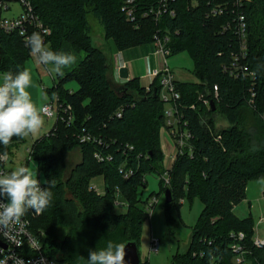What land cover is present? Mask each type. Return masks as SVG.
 <instances>
[{"label":"trees","instance_id":"trees-1","mask_svg":"<svg viewBox=\"0 0 264 264\" xmlns=\"http://www.w3.org/2000/svg\"><path fill=\"white\" fill-rule=\"evenodd\" d=\"M29 1L48 30L46 35L40 33L53 51H62L65 44H70L85 53L83 60L48 89L60 103L72 107L74 121L69 124L60 118L53 130L31 147V160L38 163L46 180L55 182L51 204L39 215L31 210L25 214L44 252L65 264H87L89 251L103 249L109 241H136L140 246L147 213L140 207L139 188L145 186L149 173L161 177L168 172L167 190L173 198L166 203L168 212L180 200L199 198L203 205L187 252L177 253L171 264H237L236 243L243 246L244 258L250 264H264V247L254 244L253 219L234 213L235 206L245 200L247 183L264 178V146L252 150L244 126V114L249 110L259 122L252 128L259 129L258 138H264V0H249L241 9L250 28L247 62L257 75L254 87L249 78H235L226 69L234 62L239 42L233 30H225V26L234 24L239 9L230 7L222 16H208L212 7L224 8L233 0H199L195 8L190 0H176V16L165 15L158 22L145 14L159 0H135L134 21L126 15L123 0ZM90 14L100 21L106 39L112 40L119 51L154 44L161 30L171 38L172 55L184 50L191 54L193 74L199 81H177V88L182 96L181 117L188 122L192 137L170 170L163 168L160 130L166 119L159 80L150 90L137 77L116 83L111 60L93 44ZM29 31L30 35L34 32ZM24 38L19 32L0 31V76L23 70L32 57ZM67 81L77 82L78 90L66 89ZM215 86L218 100L213 99ZM251 88L256 93V108L249 104ZM201 95L214 100V110L199 101ZM215 116H222L227 125L219 126ZM87 134L97 142H82ZM24 139L13 137L7 148L1 145L3 151L11 153L13 145ZM77 148L82 160L66 177V154ZM96 152L111 160H98ZM122 167L131 171L128 178L121 173ZM98 177L105 180L104 194L92 186V180ZM118 199L126 203L127 212H118ZM60 229L67 230L61 242L57 237ZM239 233L245 234L241 242L234 237ZM141 264L147 263L141 260Z\"/></svg>","mask_w":264,"mask_h":264},{"label":"rangeland","instance_id":"rangeland-1","mask_svg":"<svg viewBox=\"0 0 264 264\" xmlns=\"http://www.w3.org/2000/svg\"><path fill=\"white\" fill-rule=\"evenodd\" d=\"M22 13V5L14 4L12 5V10L4 12L3 16L11 19L20 16ZM88 18L92 27L90 36L93 44L99 47L111 60L112 69L115 65V60L120 58L119 56L117 58L116 55L124 53L126 54V60L124 63L131 66L138 78L142 75L143 68L145 67V58H149L151 65H155L156 69L160 67L161 61L154 54L155 46H153V44L119 51L112 40L106 39L104 27L100 21L93 14H90ZM62 51L73 53L76 57L79 55L81 60L85 58L84 52H78L71 46H65ZM80 61L77 59L74 65L63 69L64 75L72 70ZM167 63L169 70L173 72L172 74L174 75L175 80L189 83H196L199 81V79L193 74L195 63L189 51L184 50L170 56ZM49 67L50 66L39 64L33 56L25 65V68H28L31 71L33 79V87L29 90L38 103L43 102L44 104H47L52 100H55V96L50 94L48 89L53 88L59 82L61 76L51 74L48 71ZM112 76V79L116 83H123L122 81L118 82V80H116L117 78L113 70ZM64 86L71 92H75L79 88V85L75 81H67ZM45 95L47 96V99L42 100V97ZM215 120L219 126L227 125L226 120L222 116H215ZM56 122L57 116L52 119L45 118V125L38 134L25 137L24 141L13 145L11 148L12 155L8 168L14 170L19 166H27L34 171L37 169V178L42 184H44L43 181L46 180L45 175L39 170L37 162L29 160L28 149L32 147L37 139L49 134L53 130ZM244 124L247 128L246 131L251 142L252 150L255 151L258 150V148H262L264 146V138H258L260 136L259 129L256 131L252 128H256L259 125V122L253 118V114L249 110L244 114ZM183 128L184 127L181 126L179 128L180 131H182ZM160 139L162 149L169 145L168 143L172 144L171 146H173L174 149V153H172L173 155L164 153L163 168L166 171L167 169L169 170L168 167H173V159L176 160L179 156L180 147L175 143L177 137L173 134L168 136V133L164 128H161L160 130ZM185 149L186 148L183 150ZM81 160L82 154L79 148L66 154V177L69 176L71 170L79 164ZM161 175L162 176L160 177L157 173H149L146 176L145 186L140 187L138 191L139 197L142 201L140 207L147 213V217H145L142 225L139 251L142 262L147 264H171L177 253L187 252L193 230L198 224L203 209L200 199L195 198L193 201L180 200V204L178 206L174 205L168 212L166 209L165 191L167 190L169 183L164 180V184L161 185V178L164 179L166 177V172ZM247 184L245 200L235 206L234 213H236L239 218L251 217L255 225V236L257 237V235H259L264 239V223H261V218L264 217V178H259V180L254 179ZM92 185L95 186L98 193H105L104 189L106 183L103 177L93 179ZM121 202L123 201L121 200ZM123 203L125 205L117 208L120 213L128 211V206L125 202ZM150 203L153 204V208H149ZM66 233V229H60L57 235L59 242L64 239ZM153 239L160 241V249L157 253L151 252V242Z\"/></svg>","mask_w":264,"mask_h":264},{"label":"built area","instance_id":"built-area-1","mask_svg":"<svg viewBox=\"0 0 264 264\" xmlns=\"http://www.w3.org/2000/svg\"><path fill=\"white\" fill-rule=\"evenodd\" d=\"M124 1V11L126 15L131 21L135 20V0H123ZM191 6L195 8L199 4V0H190ZM249 0H233L231 4L225 3L224 8L222 6L212 7L208 12V16L210 17H218L222 16L225 13V10L228 11L230 7H236L239 9L238 16L232 24L231 22L225 26V30H233L235 33L238 42L239 48L237 52L234 54V62L231 67L228 69L231 75L235 78L247 77L251 80L252 86L256 84L257 75L255 71H251L250 66L247 62V58L249 56V47H248V38H249V24L247 20V16L245 13L241 11V9L245 8L247 2ZM176 0H159V4L157 6L150 7L149 11L146 12V16H150L154 18L155 21H159L163 16L169 15L171 17L176 16L175 9ZM20 4L23 7V13L18 17H13L8 19L3 16L4 12L11 11L12 5ZM231 5V6H230ZM0 11L2 12V16L0 18V31L5 33H13L19 32L22 36H24V40L27 36H29V30H33L34 32H42L43 34H47L48 30L43 28V25L40 23L38 16L34 11V7L29 0H0ZM44 38V37H43ZM45 42V38H44ZM171 43V38L168 35H163L161 30H159L154 38V54L160 59L161 64L158 69H155L151 72L150 78L151 83L146 87L147 90H150L151 84L158 79L159 84L161 85V100L165 105V119L166 125L164 127L165 131H167L168 136L173 134L177 137L175 143H177L180 147V154L184 152V148H187L189 144L188 140L192 137L190 130H188V122L182 120V115L180 112L179 102L182 98L181 93L177 88V80H175L173 72L169 70L168 67V58L172 56L171 49L169 44ZM45 46H48L45 43ZM0 61H1V48H0ZM126 67V66H123ZM122 68V67H121ZM120 68V69H121ZM120 69L118 71L120 75ZM121 79V77H120ZM130 79V77H129ZM124 83L129 80L121 79ZM251 98L249 104L252 108H256V93L254 89H250ZM218 87L215 86L213 90V99L218 100ZM205 99L203 95L199 97V101H202L203 104L211 109V103L214 100ZM49 108L50 115L46 117L47 119H52L57 116V120L60 118L63 121H67L69 124L74 121L73 110L70 105H64L60 103L59 98L55 97V100L46 104ZM191 109H196V105H191ZM118 117H121V113L117 114ZM261 118L264 121V114L261 115ZM183 126V130L180 131V127ZM185 129V130H184ZM85 141H94L97 140L90 135L84 136L81 140ZM132 149V148H131ZM178 150V151H179ZM5 151H3L2 146L0 145V155H2ZM31 148L28 149L29 160H31ZM8 153V160L6 162L0 161V172H10L11 169L8 168V164L11 159L12 153ZM178 153V152H177ZM95 157L100 160H111L110 156L106 158L100 153L96 152ZM175 159H173V163ZM169 170L171 167H168ZM121 173L125 175L126 178L131 175V171L124 169L123 167L120 169ZM168 171V169L166 170ZM164 180L169 183V174L166 172V177ZM44 188V184L40 185ZM93 186V185H92ZM95 188V186H93ZM96 190V188H95ZM97 191V190H96ZM100 194V193H99ZM4 202H7L6 200ZM117 207L123 206L124 203L121 200L116 201ZM149 208H153V204L150 203ZM261 223H264V217L261 218ZM255 231V228H254ZM256 235V234H255ZM236 237L237 241L241 242L245 239L244 233H239ZM254 244L258 248L264 247V239L259 235L254 236ZM160 249V241L153 239L151 242V252L157 253ZM233 249L238 254L236 259L237 264H250L245 258L244 254L246 251L243 249V246L239 243L233 245ZM0 264H65V262H60L51 258L44 252L43 245L38 236L34 235L31 231L30 221L26 216L22 218L20 224L14 226V228L8 233L5 234L3 231H0Z\"/></svg>","mask_w":264,"mask_h":264},{"label":"clouds","instance_id":"clouds-1","mask_svg":"<svg viewBox=\"0 0 264 264\" xmlns=\"http://www.w3.org/2000/svg\"><path fill=\"white\" fill-rule=\"evenodd\" d=\"M25 45L39 64L50 66L48 71L51 74L63 76V69L77 61L73 53L53 51L45 46L40 32L27 36ZM32 87V73L28 68L16 73L7 71L0 76V145L5 148L13 137L25 138L38 134L45 125V118L50 115L48 106L34 99L29 90ZM46 99V95L42 97V100ZM7 160L8 153L5 151L0 155V161ZM43 183L47 187L40 186L37 169L34 171L27 166L0 172V231L8 234L21 223L29 210L39 215L51 204V189L55 182L45 180ZM125 247L124 243L109 241L105 248L89 251L87 264H125Z\"/></svg>","mask_w":264,"mask_h":264},{"label":"crops","instance_id":"crops-1","mask_svg":"<svg viewBox=\"0 0 264 264\" xmlns=\"http://www.w3.org/2000/svg\"><path fill=\"white\" fill-rule=\"evenodd\" d=\"M67 46H71L69 44H65L63 46V48ZM154 46V45H153ZM72 47V46H71ZM118 56L120 58H118ZM116 57L118 59L115 60V65L113 67V71L115 72V75H116V80H118V82H121V79H120V75L118 73L119 69L123 66H126V68H128L129 70V77L130 78H135L137 77V74L134 73L133 69L131 68L130 65H127V63H124V61L126 60L125 57H126V54H117ZM77 59L78 61L81 60V57L78 55L77 56ZM156 69V66L155 65H151V62L149 60V58H145V67L143 68V72H142V75L140 76V81H141V84L144 85V86H147L151 83V78H150V74L152 71H154ZM138 78V77H137ZM169 145L165 146L163 145V150H164V153H168V154H172L174 153V149H173V146H171L172 144L168 143ZM173 155V154H172Z\"/></svg>","mask_w":264,"mask_h":264},{"label":"water","instance_id":"water-1","mask_svg":"<svg viewBox=\"0 0 264 264\" xmlns=\"http://www.w3.org/2000/svg\"><path fill=\"white\" fill-rule=\"evenodd\" d=\"M129 70L126 67H122L120 69V77L121 79L124 80H131L132 78L129 79ZM212 108L214 110L215 104L214 101L211 103ZM165 198H166V203H171L172 202V193L170 190H167L165 192ZM136 241H129L126 243L125 251H126V256H125V264H141V257H140V251H139V245Z\"/></svg>","mask_w":264,"mask_h":264}]
</instances>
